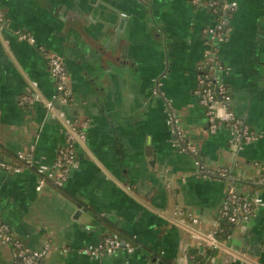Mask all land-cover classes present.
<instances>
[{"label": "crops", "instance_id": "1", "mask_svg": "<svg viewBox=\"0 0 264 264\" xmlns=\"http://www.w3.org/2000/svg\"><path fill=\"white\" fill-rule=\"evenodd\" d=\"M209 1L0 0V159L16 166L19 152H32L51 166L68 127L88 123L64 186L38 190L35 169L0 167V215L28 248H48L45 264H193L231 188L263 202L206 259L264 264V0H237L218 44L232 108L255 134L241 147L228 127L209 132L198 99L205 29L220 19ZM114 20L124 32L109 58L103 29ZM40 47L67 66L72 99L55 100L61 116L44 103L56 89ZM25 94L42 101L22 102ZM114 232L126 243L114 253L82 252ZM0 264H15L1 241Z\"/></svg>", "mask_w": 264, "mask_h": 264}, {"label": "built area", "instance_id": "2", "mask_svg": "<svg viewBox=\"0 0 264 264\" xmlns=\"http://www.w3.org/2000/svg\"><path fill=\"white\" fill-rule=\"evenodd\" d=\"M199 4L201 0H193ZM208 6L218 13L219 21L211 27L205 29L208 40V47L205 50L204 62L199 67V86L197 90L200 104L204 107L207 116L209 132L215 134L222 127H228L233 135V139L241 147L244 143L254 139L255 134L250 127L236 114L232 108V95L228 87L222 81L220 73L224 71L225 66L218 55L219 43L226 37L227 11L237 6V0H210ZM5 17L0 12V25ZM21 40L35 43L36 39L25 32H18ZM41 53L46 56L50 73L55 83L54 100L45 101L48 111L55 116L64 115L62 111L56 110L55 100L60 104H68L72 99V92L68 86L69 73L65 60L62 56L40 47ZM42 101L38 95L31 96L25 94L22 96V102L34 103ZM174 117L173 115L171 116ZM87 121L72 123L66 132V142L58 150V154L51 166L38 164L32 152H19L17 159L19 165L13 166L9 162L0 159V167L14 172L21 171L22 167L33 168L40 175V182L37 189L40 190L43 185L51 181L57 187H62L67 182L72 168L77 165V146L86 141ZM193 152L196 151L193 149ZM220 177L227 178L229 170L220 168L218 170ZM261 183L264 184V167ZM263 199L258 194H241L234 188H231L220 209L216 226L206 236L207 249L200 251V254L206 255V250L219 249L221 240L219 235L224 233V222L231 225L242 224L252 217L255 207L260 205ZM182 212H180L181 214ZM193 221L198 223V219ZM0 241L10 244L13 248L15 264H45L44 261L48 255V248L30 249L28 248L12 231L10 224L0 215ZM123 246V239L118 232L108 234L98 247L85 248L83 253L99 257L102 252L112 254ZM195 259V256H191ZM195 264H210L201 258L195 260Z\"/></svg>", "mask_w": 264, "mask_h": 264}, {"label": "water", "instance_id": "3", "mask_svg": "<svg viewBox=\"0 0 264 264\" xmlns=\"http://www.w3.org/2000/svg\"><path fill=\"white\" fill-rule=\"evenodd\" d=\"M125 17L126 16L124 15L123 19H125ZM123 32L124 31L122 30V27L120 26L118 20L117 21L114 20L113 22L109 21V23L106 24V27L103 29L102 41L106 44V46L111 45V47L114 48V50L110 54L109 58H112V56L116 54L117 46H118L119 42L122 40V38H123ZM94 35L96 37V34H94ZM177 132L179 134L178 135L179 136L178 140L181 141L182 135L180 136L179 130H177ZM153 155H154V153H153ZM228 179L231 180V181H234V182L240 181L237 178H234L232 176L229 177ZM237 192H239V190ZM123 245H126V243H123Z\"/></svg>", "mask_w": 264, "mask_h": 264}, {"label": "trees", "instance_id": "4", "mask_svg": "<svg viewBox=\"0 0 264 264\" xmlns=\"http://www.w3.org/2000/svg\"><path fill=\"white\" fill-rule=\"evenodd\" d=\"M223 225L225 227V231H224V233L220 234L219 237L220 236L223 237L224 235H228V233L230 232V229L235 226V225H231V224H229L227 222H224ZM211 250H213V249H211ZM211 254L212 253L210 252V255ZM210 255H209V252L208 251L206 252V255L200 254V252L198 250H196V249L195 250H192L190 252V257L191 256H195V259L191 258V261H193V264H195V260L198 259V258H201L204 261H206V262L209 263V261L206 259V256H210Z\"/></svg>", "mask_w": 264, "mask_h": 264}]
</instances>
